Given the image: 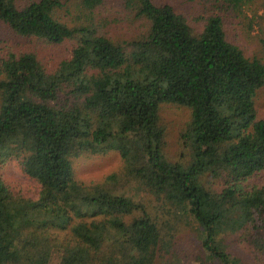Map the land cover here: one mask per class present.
<instances>
[{
	"label": "trees",
	"instance_id": "obj_1",
	"mask_svg": "<svg viewBox=\"0 0 264 264\" xmlns=\"http://www.w3.org/2000/svg\"><path fill=\"white\" fill-rule=\"evenodd\" d=\"M123 1L145 24L127 39L110 33L107 0H0L18 36L65 47L55 64L0 54V163L41 186L27 197L0 172V264H180L185 226L199 242L189 264H264V60L222 12L243 0H207L197 30L168 0ZM166 103L191 111L188 159L167 155ZM110 151L121 172L76 179L75 157ZM25 216L37 229L23 241Z\"/></svg>",
	"mask_w": 264,
	"mask_h": 264
},
{
	"label": "rangeland",
	"instance_id": "obj_2",
	"mask_svg": "<svg viewBox=\"0 0 264 264\" xmlns=\"http://www.w3.org/2000/svg\"><path fill=\"white\" fill-rule=\"evenodd\" d=\"M28 1V0H24ZM73 1V0H72ZM181 12H184L191 25L197 30L202 25V16H206L207 0H168ZM125 4V5H124ZM224 9V10H223ZM226 19V31L231 40L239 44L250 56L259 55L264 60V0H243L240 12L233 8H222ZM104 13L109 15V30L112 36L118 39H127L138 36L145 30V24L140 19L126 21L128 15L126 1L107 0ZM217 8L214 12H219ZM12 48L19 52H37L40 59L55 64L65 52L64 46H52L36 38L18 36L8 25L0 21V54ZM259 116L264 117V86L256 96ZM161 124L166 129V152L169 158L176 160L188 159V150L184 146L183 133L190 120L191 111L186 106L166 103L160 110ZM186 153V155H185ZM1 173L14 192H22L27 197L37 199L40 194V184L27 176L16 160L10 159L0 163ZM122 158L117 151L104 154H83L74 158L75 177L84 183L102 182L110 174L122 171ZM260 184H264V174L259 177ZM134 196L136 192L133 190ZM24 217L20 224V237L24 240L31 238L36 232L37 224ZM185 226V225H184ZM189 227L185 226L176 237V251L182 252L183 261L180 264H189V260L198 248L199 242Z\"/></svg>",
	"mask_w": 264,
	"mask_h": 264
}]
</instances>
